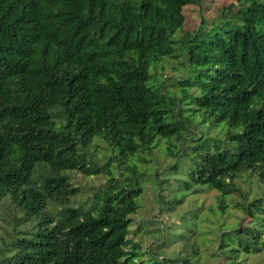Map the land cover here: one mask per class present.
<instances>
[{
  "label": "trees",
  "instance_id": "16d2710c",
  "mask_svg": "<svg viewBox=\"0 0 264 264\" xmlns=\"http://www.w3.org/2000/svg\"><path fill=\"white\" fill-rule=\"evenodd\" d=\"M200 3L0 0V211L15 222L0 264H139L141 247L127 238L141 192L135 162L119 178L107 170L99 202L71 204L79 188L66 172H102L87 157L95 140L121 163L163 140L165 154L190 161L192 184L217 192L222 214L240 177L264 185V0H237L177 35L183 8ZM181 57L169 90L155 72ZM160 190L157 203L182 202ZM235 206L251 222L219 236L226 264L264 247V192Z\"/></svg>",
  "mask_w": 264,
  "mask_h": 264
},
{
  "label": "rangeland",
  "instance_id": "374dc122",
  "mask_svg": "<svg viewBox=\"0 0 264 264\" xmlns=\"http://www.w3.org/2000/svg\"><path fill=\"white\" fill-rule=\"evenodd\" d=\"M231 3H237V0H201L199 5L185 6L183 8L185 22L177 35L182 34L183 31L193 32L202 24L203 20L207 27L210 26L220 17L222 8ZM181 59L182 57L167 59L163 68L158 67L155 72L158 79H165L164 85L169 90H174V79L181 77L184 73L182 68L174 69V67H179L178 62ZM165 77H171V79L168 80ZM215 134V132L211 133L212 136ZM94 143L98 146H94ZM94 143L89 146L87 157L97 164L102 172L91 176H85L75 170L66 172L72 184L79 188V192L72 198L71 204L76 207L88 208L93 203L99 202L108 183L107 170H111L113 175L119 178L122 173L129 175L126 172V167L135 162L141 192L137 198L139 207L132 216L130 233L127 238L137 242L141 247L142 254L140 259H137V263L182 264L184 259H191L192 262L197 260L196 264H226L231 261L227 258L230 252L224 254L219 248V236L222 232L230 229L228 226L235 225L237 227L239 221H242L243 226L250 224L251 218L246 216L242 218V210L235 205L240 199L243 201L244 197L248 203L263 194L264 185L258 181L255 174L250 182L244 181L246 175L237 180L241 189L240 195L234 194L232 200L227 203L226 212L222 214L217 209V192L209 188L203 189L204 186L192 184L187 175L190 161L187 157L175 158L165 154L166 143L163 140H160L150 152H142L134 161L127 159L123 163L118 160L120 157L111 151L105 143L99 140H95ZM175 163L178 165L177 169L170 170ZM166 168H168L167 173L162 176L163 170ZM34 178L41 179L38 170ZM161 181L164 184L160 188ZM196 189L201 190L194 192ZM159 190L160 193H163L165 202L170 204L176 199H182V202L175 205L174 209H169L166 203L158 202V204L157 193ZM212 207L215 208V211L211 210ZM60 208V205L50 206L52 211ZM14 224L12 214L5 206H2L0 211V246L7 238V234L11 233ZM22 227L21 229L24 230V226ZM188 238L194 240L193 246L188 244ZM262 246L258 245V247ZM262 249L240 254L236 260L240 264H264V247ZM149 251H153V253Z\"/></svg>",
  "mask_w": 264,
  "mask_h": 264
}]
</instances>
